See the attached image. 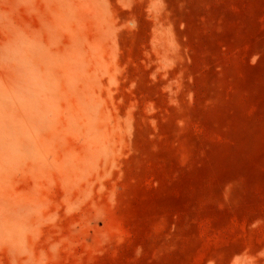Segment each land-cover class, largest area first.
<instances>
[{
    "label": "rangeland",
    "instance_id": "obj_1",
    "mask_svg": "<svg viewBox=\"0 0 264 264\" xmlns=\"http://www.w3.org/2000/svg\"><path fill=\"white\" fill-rule=\"evenodd\" d=\"M0 264H264V0H0Z\"/></svg>",
    "mask_w": 264,
    "mask_h": 264
}]
</instances>
